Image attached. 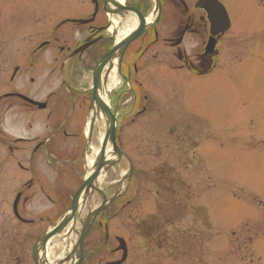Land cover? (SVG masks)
<instances>
[{
	"label": "flooded vegetation",
	"instance_id": "af4514ba",
	"mask_svg": "<svg viewBox=\"0 0 264 264\" xmlns=\"http://www.w3.org/2000/svg\"><path fill=\"white\" fill-rule=\"evenodd\" d=\"M76 1L78 5L71 12L49 22L46 21V13L41 10L40 4L27 5L28 7L22 5L19 16L26 26L25 35L22 34L16 44L11 39V49L6 56L8 59H19L11 65L15 71H12L10 80H20L14 88L9 89L2 105L4 111L0 108V116L3 112L11 118L14 113L27 115L19 119L22 122H13L14 126L19 125L18 129L37 127L33 136L19 134L10 137L0 126L2 139L6 140L5 149L12 155H26L34 149L37 156L33 166L42 165L43 158L39 153L43 157L53 156L55 163L49 166L61 173L66 170L68 172V169L71 172L84 169L83 154L86 150L87 133L91 134L88 154L99 148L101 135L106 133L101 108H91L93 71L104 55L115 46L123 45L125 37L121 34L128 13L137 17L135 27L139 26L140 19L134 10L151 18L140 35L127 45L125 52H116V60L107 66V73L113 70L109 78H113V74L116 78L107 99L111 104V112L121 125L116 134V143L121 149L125 139L124 124H136L151 107L149 91L139 79L151 61L176 70L181 69L190 77L200 78L214 73L219 52L218 45L215 49V35L212 34L209 12L197 4L198 0ZM114 16L118 17L119 22L115 21ZM224 37H217L218 44ZM211 39L214 43L212 46L209 45ZM27 72L30 74L28 78ZM44 73V80H41ZM50 78H56L58 84L46 98L37 96L42 92L44 82ZM161 80L159 78L156 83ZM23 95L41 103L31 102ZM182 96L181 91L173 93L164 112H158L150 118V123L154 126L149 140L154 147H149L148 153L159 161L161 159V163L153 165L151 171H179L175 165L171 166L160 158L163 155L162 147L167 145L161 142L164 135L167 139L173 137L172 149L180 152L186 159L185 170L192 169L193 166L197 169L202 165L197 146L203 136L204 121L199 114L184 106ZM161 129L165 131L161 133ZM29 143H33V146L21 145ZM19 165L22 166V163ZM45 165L48 166L46 162ZM74 176L78 178V184L69 183L70 181L66 183L76 191L82 183L83 174L80 172ZM171 180L169 177L168 182ZM117 181L108 179L103 184L107 196L120 191ZM32 187L33 184L27 185L21 195V219L28 227H34L30 228L32 233L26 236V241L21 246V258L25 262L29 250L30 260L36 264L32 253L34 244L69 207L73 192L67 191L69 188L66 186L61 190L53 188L49 192L43 185H39V189ZM121 188L122 194L95 219L83 242L82 253L77 256V259L80 257L79 264H172V239L179 236L180 242L175 243L179 246L173 247L175 255L180 256L186 264H203L204 248L199 238L202 236L203 219L202 214L198 213V206H181V212L168 214L157 212V204L160 202L195 204V197L156 196L151 203L153 211L145 216L137 213L138 216L134 217L128 237L114 231L111 233V226L122 216V212L130 205L138 204V196L124 197L125 191L123 186ZM40 189L45 192L42 197L36 196ZM93 201H100L99 196L93 198ZM36 204L47 206L37 207ZM189 215L192 217L190 220ZM183 230L189 233L185 234ZM76 241L77 238L74 242L65 235L61 236L58 243L48 247L49 258L39 257V264H76L75 260H69L70 247ZM212 252V258L215 259V248Z\"/></svg>",
	"mask_w": 264,
	"mask_h": 264
},
{
	"label": "rangeland",
	"instance_id": "374dc122",
	"mask_svg": "<svg viewBox=\"0 0 264 264\" xmlns=\"http://www.w3.org/2000/svg\"><path fill=\"white\" fill-rule=\"evenodd\" d=\"M219 1L229 13L231 28L228 38L220 43V64L212 75L190 77L181 69L151 61L139 77L142 86L149 91L151 107L136 124L125 127L124 150L132 155L138 171L122 186L123 196L131 195L134 185H140V194L137 206L130 205L114 221L111 233L129 237V228L133 227L137 213L145 216L153 211L154 195L158 192L164 196V192L171 188L195 197V201L199 200L206 208L203 211L206 213L207 210L211 224L206 225L203 221L202 236H199L204 248L203 264H264V0ZM33 4H40L48 22L71 12L78 5L76 0H0V96L9 89L6 81L12 71L11 65L19 60L6 58L11 49V39L16 44L20 36L25 35L26 26L19 16L20 10L22 5L28 7ZM27 73L28 78L30 74ZM44 76L45 73L41 80ZM159 78L163 81L156 83ZM19 80L14 81V87ZM58 82L56 78H50L44 82L42 92L37 96L46 98ZM32 86L35 88V84ZM180 91L184 106L195 111L204 121L203 136L197 146L198 157L202 158L203 164L198 170L195 166L185 170L186 159L172 149L173 137L167 139L163 134L161 142L167 145L162 147L160 158L175 165L179 170L177 175L182 179L175 180L172 188L164 182L154 184L153 172L149 169L157 160L147 154L149 147H154L149 140L154 126L150 118L164 112L168 99ZM0 108L4 111L1 103ZM26 116L14 113L11 118L7 114L1 119L0 126L6 134L13 136L19 131V125L14 126L13 122L20 123L19 119ZM160 131L163 133L165 129ZM42 169L48 170L49 174L51 171V181L47 180L46 173L40 175L37 172L38 185H48V189H53L54 185L59 190L66 186L72 193L74 189L66 181L78 184L75 171L68 169V172L61 173L54 167L55 172L43 162ZM115 170L109 179L117 181L127 170V165L124 163ZM31 175V170L21 168L0 145V264H33L29 250L26 261L21 258V246L26 236L32 233L30 228L34 227L16 220L11 209L16 190ZM179 183L187 188L183 185L182 188L177 187ZM32 189L25 193L30 195ZM163 204L161 202L160 205ZM36 206L44 208L47 205ZM191 218L189 215L188 219ZM179 239L180 236L174 238L171 246L172 264H186L173 249ZM214 248L215 259L212 258Z\"/></svg>",
	"mask_w": 264,
	"mask_h": 264
},
{
	"label": "water",
	"instance_id": "95a60500",
	"mask_svg": "<svg viewBox=\"0 0 264 264\" xmlns=\"http://www.w3.org/2000/svg\"><path fill=\"white\" fill-rule=\"evenodd\" d=\"M220 8H223V7L215 0V20L216 21H218V13H220V11H219ZM142 22H143V20H142ZM142 22L139 25V27L137 28V30L134 31L130 36H128L125 39L123 45L121 44L118 47H114L112 52H110L107 56H105L100 61L99 67H98L99 69H98V71H96L95 79L97 78L98 74L100 73V71L102 70V68L106 64V62L111 57H113V55L115 56L116 52H123L124 49L126 48V45L131 40H133L142 31V29L144 27ZM99 94L100 93H99V89H98V85H97L96 95H95L94 99L97 100L98 104L102 107L107 118L109 117L108 118L109 126L107 129V136L105 137V139L102 142V149H101L99 155L97 156L93 167L90 169L88 175L84 179V183H83L82 187L80 188V190L77 192V194L74 197L71 209L65 214L62 221L57 225L55 230L52 231L48 236H46L42 240V245L44 243H46L47 239L54 236L66 224H70L71 218L73 216H78L80 214V211L82 213L85 212V215L83 216V218L81 220L82 224L84 225V228L81 232V240H80L82 242L83 237H84L87 229L89 228V225H90V222H91L93 216L98 214L102 210V208L105 204V202H104V204L101 207L97 208L93 212L91 211L92 207L90 204H91L93 198H97L98 195H102V197L105 199L103 191L100 190V188H99L101 175H103V173L108 172L110 169V166L112 164H114L116 160H119L121 158V156H125L128 159V161L130 163V173L133 170V164L131 162V159L128 157L127 154L120 152L114 143L115 129H114V125L109 120V119H111V116L109 114V108H108V105H106L102 101L101 95H99ZM110 145L113 147V152L111 153V155L110 154L105 155L106 148L109 147ZM97 193H98V195H97ZM88 210H90L91 212H89ZM71 230H72V228H71ZM78 250H79V246H78Z\"/></svg>",
	"mask_w": 264,
	"mask_h": 264
},
{
	"label": "bare ground",
	"instance_id": "6f19581e",
	"mask_svg": "<svg viewBox=\"0 0 264 264\" xmlns=\"http://www.w3.org/2000/svg\"><path fill=\"white\" fill-rule=\"evenodd\" d=\"M118 1L121 2V0H118ZM127 17H128V18L126 19V22L123 23V27H124V28H123V31H122V34H121L122 37H125V36H127L128 34H130V33L133 31L134 27H135V26L137 25V23H138V19H137V17H134L131 13H128V14H127ZM114 19H115L116 22H119V21H118V17L114 16ZM112 62H113V58H111L110 60H108L106 66H108V65L111 64ZM113 63H114V62H113ZM104 122H105V120H104ZM110 151H111V145H110L109 147L106 148L105 155L110 154ZM84 215H85V212L82 213V212L80 211V214H79L78 216H73V217L71 218V220H70L71 228H72V231H73V233H72L70 239H71L72 241H74V242H75V240H76V238H77V234H78L79 231H80V227H81V225H82V221H81V220H82V218H83ZM73 245L75 246L76 243H74Z\"/></svg>",
	"mask_w": 264,
	"mask_h": 264
}]
</instances>
